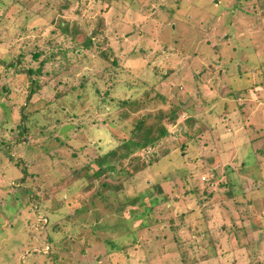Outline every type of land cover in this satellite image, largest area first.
Here are the masks:
<instances>
[{"label":"rangeland","instance_id":"rangeland-1","mask_svg":"<svg viewBox=\"0 0 264 264\" xmlns=\"http://www.w3.org/2000/svg\"><path fill=\"white\" fill-rule=\"evenodd\" d=\"M11 1L0 0V63L5 62L0 66V89L3 85L10 87L7 96L0 97V201L5 192H9V185L18 186L21 178L7 158L2 143L10 139L11 129L14 130L21 117L20 109L25 103L28 85L25 74L16 75L12 69L4 71L2 68L16 59L20 49L32 46L34 40L41 44L51 43L48 36L53 28L45 17L33 15L35 6L29 5L28 1ZM71 3L70 13L64 16L63 29L71 38L77 37L76 41L83 39L81 25L76 24L78 20L85 18L92 24L99 15H103L107 43L100 41L95 52L109 44L118 57L121 68L116 75L120 77L119 82L114 87L116 99L145 98L144 93L149 91L148 99L161 95L165 102L151 101L127 120H119L116 125L109 126V121L115 122L118 108L106 106L96 114L98 121L88 127L83 126V134L76 135L68 144L58 148L44 143L48 153L42 158L37 155L28 168V173H37L33 186H39V189L50 187L87 164L95 157L96 151L114 147L128 138L126 130L142 113H151L150 120H147L151 123L156 120L153 115L160 110L168 113L172 105L180 102L183 109L178 111L176 124L168 125L171 142L157 147L159 153L160 149L166 151L174 147L173 151L169 157L161 158V165L155 169L170 179L175 177L179 187L184 181V171L192 173V183L184 186L185 190L191 185L204 187L207 182H203L202 175L212 178L211 169L215 171L212 179L215 191L209 201L201 205L194 202L195 205L187 207L177 203L172 211L178 221L179 213L186 212L185 208L193 210V216L205 221L209 236L218 240V250L215 257L204 258L207 251L201 252V241L198 245L200 252L191 247L177 251L175 243L176 264H181V259L186 264H230L233 255L235 264H264V196L260 193V187L264 185V156L261 153L264 149V0H72ZM25 21L26 27L22 29ZM4 32L7 34L2 36ZM69 41L55 40V45L61 51L76 45ZM64 56L71 57V53ZM59 57L64 58L63 54ZM26 59L31 60L30 56ZM22 65L18 68H27ZM71 65V73L76 77L79 69L89 68L95 72L104 64L93 57L89 64L73 60ZM45 67L47 76L42 81L47 82L39 93L45 101L52 102L64 78L60 80V74H53L49 66ZM123 82H133L135 89L127 92L121 84ZM97 87L104 91L106 84L97 80ZM40 120L38 118L34 128L42 126ZM166 120L164 118L163 123L166 124ZM61 121L65 125L66 118ZM64 127L67 128L66 125ZM57 133L55 131L58 137ZM222 133L225 134L220 138ZM42 143L37 138L30 141L35 149ZM183 144L189 148L184 150L191 161L188 163L187 160V166L180 157ZM40 152L43 153L42 147ZM51 153L55 154L51 156ZM10 154L15 158V152ZM158 156L146 150L140 157L147 164ZM60 160L67 161L69 168ZM140 177L142 180L153 179L148 172ZM218 182L230 186H218ZM94 184L88 191H81L87 180L80 175L78 181L60 191V197L66 203L55 212L48 197L39 204L33 202L31 212L25 194H16L14 203L1 205L0 264H33L34 260L40 264H61V261H67L46 256L51 245L58 251L72 252L74 261L78 259L79 264H153L155 258L150 263V256L157 247L148 243L162 234V227L168 226V222L152 226L150 232L148 226L156 215L152 210L145 211L144 205L149 206L148 200L142 204L137 197L139 193L132 186V189L127 186L130 189L117 192L111 189L103 191V196L96 195L92 200L100 182ZM135 188L139 191L137 183ZM229 188L233 195H238L239 202L247 205L239 206L238 212H232L235 218H242L235 226L230 223L228 215L223 214L230 227L225 233H220L218 228L223 225L218 217L221 210L218 199H225ZM83 198L87 200L85 206L80 204ZM127 199H132L135 204L131 205ZM248 200H254V203H248ZM132 212L143 216L134 217L131 221L129 214L134 216ZM163 216L168 215L165 213ZM188 218L184 219L185 227L189 224ZM142 220L147 228L140 225ZM191 225L194 228L196 222ZM175 233L180 237L177 231H172ZM183 235L187 239L194 238L185 229ZM209 236L204 237V245H207ZM37 244L44 246L38 248ZM63 245L64 248H60Z\"/></svg>","mask_w":264,"mask_h":264},{"label":"trees","instance_id":"trees-1","mask_svg":"<svg viewBox=\"0 0 264 264\" xmlns=\"http://www.w3.org/2000/svg\"><path fill=\"white\" fill-rule=\"evenodd\" d=\"M25 1H28L29 5L35 6L33 15L36 14L41 17H45L47 23L52 24L53 28L50 30L48 36L49 40H51V43L47 41L45 42V44H41L34 40L32 46L26 49H20L16 59L14 61L6 63L7 66L2 68L4 71H10L12 69L14 71V74L16 75L25 74V76L27 77L28 85L26 87L27 95L25 98V103L20 109L21 117L18 120L14 130L11 129L13 133H11L10 139L2 143L3 145H5L7 158L12 161L11 164L13 168L20 173L21 178L18 181V186L9 185V192H5L6 194L4 198L0 201V208H2L1 205L3 204L14 203L13 197L16 196V194H19V196L25 194L31 212H33V202H37L39 204L43 199L47 197L50 199L51 209L55 212L62 206H65L66 203L65 199L60 197V191H62L64 188L74 183L75 181H78L80 175L84 176V178L87 180V185H84L81 189V191L83 192H86L90 188H92V186L95 185L94 183L100 182V185H98L97 187L98 191L91 197L92 200H94L96 195L99 197L103 196V191L111 189L117 192L123 190L124 188H127V186H132L133 189H135V191L139 193L137 197L139 198V201L142 202V204L145 199L148 200L149 206L146 207L144 205L145 211L147 212L152 210L156 215L153 222L149 224L150 226H148V230L152 232L151 228H153L154 226H161L164 223L168 222V226H164L165 228L162 227V234H160V236L156 235L155 239L148 243L150 246L157 247L155 252H153L150 256V263L153 261V264H176L178 260H176L174 254L175 249L173 245H178L176 249L177 251L178 249L179 251L181 249L187 250V248L191 247L196 250L198 249V251L200 252V248L198 247L200 241L202 242L201 244H203L201 246L203 249L201 252L205 253L207 251L205 254H203V256H205L204 258L211 257L212 255L213 257H215L214 255H216L218 250V240L215 237L212 238L211 236H209L208 229L205 226V221H201V217L199 216H193V210H190L188 208H185L186 212L179 213L180 219L176 221L174 216L175 214H173L172 211L174 208L173 206L177 203H180L187 207L189 206V204L195 205L196 203L201 205L202 203L209 201L214 196L215 188L212 185V179L215 175V171L211 169L212 178H208L205 175H202L204 177L203 182H207L204 187L191 185L189 189L185 190L184 186H186L188 183H192V173L188 172L187 170L184 171V181L181 182L179 187V185L177 184V182L179 181L176 180L175 177L170 179L166 175H163L164 173H161L159 170L157 171L155 169L161 165V158L169 157L168 154L173 151L172 149L174 147L166 151L160 149L159 153V148L157 149V147L161 144H164V142H171L169 141L171 132L168 129V125L176 124L179 118L178 111L183 109V105L180 104V102H177L176 105H172L171 103L170 105H172V107L170 108L168 113L160 110L159 113L153 115L155 116L156 120L152 121L151 123H148L147 121L150 120L152 116L151 113H142L140 117L134 119V122L132 124L133 126H131L130 129L126 130V127H123L129 134L128 138L120 141L114 147H108L101 152L99 150L96 151L95 157L91 158L89 162H87V164H84L81 168L76 169L75 171H71L68 175L52 184L50 187H43L42 189H39V186H33V181L35 177H37V173L35 175L31 172L28 173V168L31 166L34 158H36L37 155L42 158L48 153L46 151V147H44V143L59 146L58 148L66 143L68 144L70 140H74V137L76 135L83 134V132L85 131L83 126L88 127L95 121H98V119H96V114L100 112L101 108H104L106 106L112 109L118 108V114L115 118V122L113 123L109 121V126L113 124L116 125L119 120H127V118H129L132 114H135L138 109L141 110L143 106H147L149 102H165V98L161 97V95H157L153 98L150 97L148 99L147 95L149 94V91H146L144 93L145 98L139 97L138 99H132L128 96L129 98L126 100L122 98L116 99L114 94V87L119 82L120 77H116V75L119 74V68H121L116 59L118 57L109 44L106 45V47H104L103 49L99 48L97 53L95 52V47L101 44L100 41L104 42V44L107 43V34L105 33L106 24L103 15H99L98 20L94 21L92 24L87 23L85 21V18L82 20H78V23L76 24L81 25L80 27L82 29L80 30V34H82L83 36L82 41L79 42L76 41L77 37L71 38L63 29V27L65 26L64 16L70 13L69 9L72 7V0ZM11 2H13V0ZM28 14H30L29 10ZM28 20L29 19H27V21ZM26 23L27 22L25 21L22 29H25ZM81 23L83 24V26ZM32 29H34V27ZM6 34L7 32H4L2 36ZM59 39H65L67 41L69 39L71 40L69 41V43L72 42L76 45L72 48L64 49L61 51L60 47L55 45V40ZM67 53H71V57L64 56ZM61 54H63L64 58H57ZM139 55L141 54L139 53ZM26 56H30L31 60H25ZM93 57L97 58L98 60L100 59L105 67L103 65L102 68L97 69L95 72L91 71L89 68L85 69L84 71L82 69H79L77 76L74 77L73 73H71V71L73 70L71 61L75 60L77 63L85 61L87 62V64H89L91 63V59ZM3 63L5 62H1L0 66H2ZM32 63L33 65H31ZM22 64L27 66V68L19 69L18 67L23 66ZM46 65L49 66V69H52L53 74H60V80L64 78L62 80V85H59V88L55 91V101L52 102L45 101L39 93V90L42 88L41 86L45 84L44 82H47L42 81V78L47 76L46 71L48 69H46ZM49 78L53 77L50 76ZM97 80L103 81L106 84L104 91H101V89H97ZM121 84L126 88L127 92L133 91L135 89L133 82H123ZM92 88H94L93 92ZM9 90L10 87H7V85H3V87L0 89V97L2 95L7 96L6 93L9 92ZM62 106L64 107V109H61ZM38 118L41 119L39 122H42V126H37V128H34L33 125L38 122ZM58 118H60V121ZM63 118H66V129L64 127L65 125L62 124L61 121ZM164 118L167 119L166 124L163 123ZM104 119L106 120V118ZM55 131L58 132V137L57 135H55ZM224 134L225 133L219 135L220 138H222ZM4 136L7 137L6 134H4ZM33 138H37L38 140L41 139V141H43L42 145L38 146L35 149V146L33 144H30L31 139ZM230 138L231 136L229 137V139ZM12 139L13 141L11 142ZM28 143L32 146H30ZM96 144L99 145L98 142H96ZM41 147L43 148V153H39V149ZM180 148L182 149L181 152H183L180 157L184 162H186L185 165L187 166V160L188 163H191V161L187 159V152H184V150H188L189 148L186 144L181 145ZM146 150L152 151L153 155L159 154L160 156L153 157V160L146 164L145 160L140 157L141 153ZM12 152H15V158L10 154ZM261 153L264 156V149L263 151H261ZM53 154L55 153H51V156H53ZM60 161H63L62 164L69 168V165H66L68 164L67 161ZM146 172L149 173V177L153 178L151 181L147 178L142 180V178L140 177L141 174H144ZM92 178L93 180H91ZM136 183L137 186H139V191L138 188H135ZM219 185L222 187L230 186L229 184L225 185L224 183H219L218 186ZM128 189L130 188L128 187L126 190ZM260 189L263 192L260 193L264 196V185L260 187ZM124 194L126 195V193ZM84 198L80 201V204L83 206L87 204V200ZM127 201L131 205L135 204L132 199H127ZM229 201H231V204H228ZM218 202L219 208L221 209L218 211V217L222 219L223 225L218 228V231L220 233H225L226 228L230 227V223H233V225L235 226L237 220L240 218H235L234 216H232V212H238L240 209L239 206H246L247 203L239 202L238 195H233V193H231V188H229V190L226 192V198L218 199ZM247 202L253 204L254 200H248ZM129 213H131V211ZM132 213L134 215L135 212ZM165 213H167V217L163 216ZM0 214H3V210L0 212ZM223 214L228 215L230 223L226 216L224 218ZM129 215L131 217V221L134 219V217L141 218V216H143L137 214L134 216H132V214ZM239 215L241 216V214ZM186 216L189 217V224L185 227L186 222L184 221V219ZM35 217L37 219L36 214ZM241 219L242 218H240L239 220ZM192 222H196L194 228H192ZM127 223L129 222L127 221ZM143 224L144 221L142 220L140 225L143 226ZM234 226L232 227V229H235ZM184 229L190 235L193 234L194 238L187 239L183 235ZM172 231H177V234H179L180 237H177L176 233L172 234ZM206 235L209 236V241L207 240V245H204V237H206ZM196 238L202 239H197L198 241H196ZM41 239L44 238L41 237ZM68 239L69 236L67 240ZM34 246L35 245H33V247ZM36 246H38L39 248L44 245L37 244ZM60 248H64V245ZM39 252L40 251H38L37 255L39 254ZM33 254L35 256L36 251ZM72 254L73 253L71 252L70 254L69 251H58V249L52 245L51 249L46 252V256L53 258L54 260L59 257L64 258V260L67 259V261H61V264H79L78 259H76L77 262L74 261L75 257ZM67 256H71V258ZM181 258L182 257H180L179 259ZM151 259L154 260L151 261ZM37 262L34 260L33 264H40ZM179 262L181 264L185 263V261L182 259Z\"/></svg>","mask_w":264,"mask_h":264},{"label":"crops","instance_id":"crops-1","mask_svg":"<svg viewBox=\"0 0 264 264\" xmlns=\"http://www.w3.org/2000/svg\"><path fill=\"white\" fill-rule=\"evenodd\" d=\"M212 259H214V258H211L210 260H212ZM229 263H230V264H235L234 255H233V257H232V260H231Z\"/></svg>","mask_w":264,"mask_h":264},{"label":"built area","instance_id":"built-area-1","mask_svg":"<svg viewBox=\"0 0 264 264\" xmlns=\"http://www.w3.org/2000/svg\"><path fill=\"white\" fill-rule=\"evenodd\" d=\"M202 180H204V177H202Z\"/></svg>","mask_w":264,"mask_h":264}]
</instances>
